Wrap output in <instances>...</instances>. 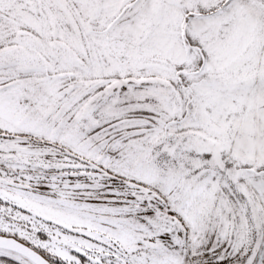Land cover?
Listing matches in <instances>:
<instances>
[{
	"label": "snow or ice",
	"instance_id": "snow-or-ice-1",
	"mask_svg": "<svg viewBox=\"0 0 264 264\" xmlns=\"http://www.w3.org/2000/svg\"><path fill=\"white\" fill-rule=\"evenodd\" d=\"M0 264H264V0H0Z\"/></svg>",
	"mask_w": 264,
	"mask_h": 264
}]
</instances>
